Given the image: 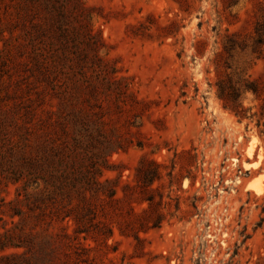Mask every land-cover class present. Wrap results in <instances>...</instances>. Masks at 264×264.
Returning a JSON list of instances; mask_svg holds the SVG:
<instances>
[{
  "label": "rangeland",
  "instance_id": "1",
  "mask_svg": "<svg viewBox=\"0 0 264 264\" xmlns=\"http://www.w3.org/2000/svg\"><path fill=\"white\" fill-rule=\"evenodd\" d=\"M83 1L93 9V28L107 45L102 56L118 77H125L124 94L101 86L95 97L84 92L80 100L69 97L61 103L21 47V29L9 31L7 13L0 9L2 238L27 241L31 231L46 226L28 209L23 181L9 180L20 171L22 151L32 152L26 143H60L59 120L84 115L94 127L97 148L124 147L108 156L117 170L106 176L116 177L121 170L122 182L137 188L140 160L157 161L152 195L163 219L160 227L140 232V243L132 234L120 233L111 213L101 215L114 225L107 244L102 237H81L93 246L84 259H76L74 250L80 248L66 246L59 250L57 264H264L262 100L246 94L245 105L257 115L240 121L223 107L216 85L226 73L219 53L227 35L251 45L264 0ZM231 62L232 70L264 76V57L250 48L239 49ZM55 154L57 159L59 152ZM132 205L141 212L148 202L132 199ZM15 206L24 210L23 216H11ZM68 221L72 232L75 222ZM58 225L52 229L60 231ZM24 249L9 246L0 256Z\"/></svg>",
  "mask_w": 264,
  "mask_h": 264
},
{
  "label": "trees",
  "instance_id": "2",
  "mask_svg": "<svg viewBox=\"0 0 264 264\" xmlns=\"http://www.w3.org/2000/svg\"><path fill=\"white\" fill-rule=\"evenodd\" d=\"M1 8L7 13L8 30L21 29L24 39L21 47L28 51L32 67L51 85L54 96L61 103L69 97L80 100L84 98V92L95 97L101 86L113 91L117 89L119 94L127 92V85L123 83L125 77H118L117 69L108 65L101 54L107 45L100 32L93 28V9L83 0H0ZM261 12L251 45L235 34L227 35L219 53L224 58L226 73L216 85L223 107L240 121L257 115L252 111L253 107L245 105L246 94L252 93L257 100H262L258 126L264 132V76L252 78L232 70L231 62L239 49L250 48L252 54L264 57V4ZM90 123L84 115L59 120L64 135L59 137L60 143L52 138L54 145L26 143L32 152L22 151L20 171L9 180L14 184L23 181L28 209L38 220H46V226L42 232L31 231L28 240L19 243H8L0 234V250L9 246L25 248L1 255L0 264H35L34 260L38 259L41 264H57L59 250L64 252L66 246L80 248L81 251H74L76 259L83 260L93 246L85 245L80 241L81 237H102L107 244L114 236L113 221L100 218L109 213L112 219L117 218L121 234H132L140 243L143 241L141 231L148 232L161 226L163 212L158 211L157 215V199L152 195L153 184L158 178L157 161L145 156L140 160L135 175L137 188L129 181L122 182L121 170L116 177L106 176L107 171L117 170V165L111 163L108 156L112 150L124 147L108 150L105 145L97 148L94 127ZM55 152H59L57 159ZM30 187L34 191H29ZM139 189L142 193H138ZM132 199L139 204L148 202V206L138 212ZM158 203L161 205L162 200ZM13 210L11 216L24 215V210L18 206ZM152 211H156L155 215ZM69 219L75 222L72 232L68 229ZM85 220L95 226L94 230L89 229ZM56 223H59L60 231L52 229ZM65 254L69 256V253Z\"/></svg>",
  "mask_w": 264,
  "mask_h": 264
}]
</instances>
